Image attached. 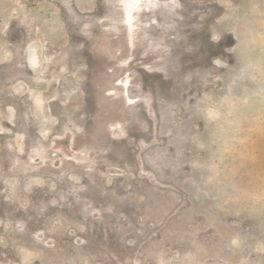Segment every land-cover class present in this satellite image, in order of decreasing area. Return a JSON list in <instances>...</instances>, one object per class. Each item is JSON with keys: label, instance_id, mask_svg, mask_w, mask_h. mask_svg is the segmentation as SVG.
<instances>
[{"label": "rangeland", "instance_id": "1", "mask_svg": "<svg viewBox=\"0 0 264 264\" xmlns=\"http://www.w3.org/2000/svg\"><path fill=\"white\" fill-rule=\"evenodd\" d=\"M0 264H264V0H0Z\"/></svg>", "mask_w": 264, "mask_h": 264}, {"label": "bare ground", "instance_id": "2", "mask_svg": "<svg viewBox=\"0 0 264 264\" xmlns=\"http://www.w3.org/2000/svg\"><path fill=\"white\" fill-rule=\"evenodd\" d=\"M79 19V18H78ZM91 99V98H90Z\"/></svg>", "mask_w": 264, "mask_h": 264}]
</instances>
